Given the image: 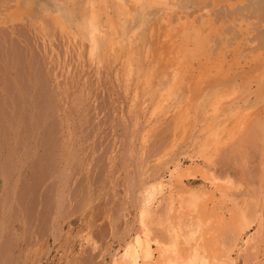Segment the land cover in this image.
Masks as SVG:
<instances>
[{
  "label": "rangeland",
  "instance_id": "obj_1",
  "mask_svg": "<svg viewBox=\"0 0 264 264\" xmlns=\"http://www.w3.org/2000/svg\"><path fill=\"white\" fill-rule=\"evenodd\" d=\"M251 1L0 0V264H113L138 231L144 190L164 183L153 204L162 210L177 164L229 175L243 185L241 194L253 192L254 181L259 186L264 44L262 37L254 38L264 35V2L262 14ZM247 5L260 11L245 10ZM92 9L98 14L93 35L86 24ZM205 13L210 21L201 24L198 15ZM218 13L225 14L219 15L228 20L225 25L214 20ZM191 25L205 35L199 54L206 56L185 64L178 49L182 31ZM230 26L240 33L231 32L236 41L223 33L236 42L225 39L228 46L216 37ZM178 70L184 73L175 86ZM169 88L174 93L166 97ZM213 100L225 103L220 118L248 120L257 140L246 142L240 158L232 147L225 155L217 152L208 167L197 154V142L202 121L214 117ZM185 111L200 123L175 146L176 124ZM164 151L170 154L158 165ZM185 182L190 188H209L198 173ZM239 246L233 254L236 264L264 260V246L259 258L248 263L240 255L245 245Z\"/></svg>",
  "mask_w": 264,
  "mask_h": 264
},
{
  "label": "bare ground",
  "instance_id": "obj_2",
  "mask_svg": "<svg viewBox=\"0 0 264 264\" xmlns=\"http://www.w3.org/2000/svg\"><path fill=\"white\" fill-rule=\"evenodd\" d=\"M138 1H140V0H138ZM249 1H251V0H249ZM254 1L255 0L251 1L249 4L254 6V8L255 7L258 8L259 6H261L263 8L264 3L262 4V1L264 2V0H256L257 1V2L255 1L256 3L262 4V5L258 4V6H255L252 3ZM237 6H239V5L237 4ZM248 6L249 5H247V8L244 6L243 7L246 8L245 10H247ZM222 8H223V6H222ZM201 9H202V7H201ZM251 9L249 10L250 12H251ZM253 9H252V11L255 10V9L254 10ZM235 10L236 9L234 8V11ZM260 10H261V8H260ZM260 10H258V11L255 10V12L256 11L259 12ZM216 11H218V10H216ZM220 11H221V8L219 9L218 12H220ZM222 11H223V9H222ZM222 11H221V13H222ZM227 11H225V12H227ZM231 11H233V10H231ZM263 11L261 10V13ZM177 13H175V15ZM193 13H196V11ZM229 13H234V12H229ZM249 13H247V14H249ZM210 14L212 15V13H210ZM239 14H240V12H239ZM239 14L237 13L235 16H237V15L240 16ZM191 15H194V14H191ZM191 15L189 14L188 16L193 17ZM213 15L215 17V14H213ZM219 15H222V14H220V13L217 14L216 17H218V19L220 18ZM224 15L225 14H223L222 17ZM252 15L254 16L255 14H252ZM184 16L185 15H183V18H184ZM228 16L230 17V15H228ZM250 17H252V16H250ZM183 18H182V20H183ZM244 18L242 17V19H244ZM254 18H255V16H254ZM197 19L200 20L199 22H201V24H207V22L210 21L209 20V14H206V13H205V15L202 14V16L198 15ZM204 19H205V21H203ZM218 19L214 18V20H217V23L219 21L221 23H223L225 21V19L224 20L222 19L223 22H222L221 18L219 20ZM172 20H173L172 23H177V22H175L176 20L179 21V19H176L175 21H174V19H172ZM238 20H239V18H238ZM227 21H225V22L227 23ZM195 22L197 23V21H195ZM225 22L223 23L224 25H225ZM234 22H236V20ZM262 22H263V20H262ZM86 24L88 26V29H90L91 34L98 30V14L95 10L92 9V11L90 12V15L87 18ZM214 24H216V22ZM214 24H212V26ZM256 24L259 25V23H256ZM187 25H188V23H187ZM237 25H236V27H237ZM248 25H250V24H248ZM176 27H177V25H176ZM236 27H234V28H236ZM231 28L232 29L226 30V28L224 27L225 30L222 32H220L221 30L220 31L217 30L216 34L218 32H220L222 34V36H220L221 39H219L220 37H218V36L220 33L217 34L218 36L216 38H218V39H216V40H219V42L221 41L224 44V42H226V41H224L226 39V37H224L226 35V33L228 35H230L231 32L235 33V31H236V34L239 36L240 30H238L239 31L238 32L233 27H231ZM262 30H263V28H262ZM213 31H214V29H213ZM225 31H227V32H225ZM228 31H230V32H228ZM206 33H208L209 34L208 36H210L209 32H206ZM223 33H225V35H223ZM234 33H232V34H234ZM244 33H246V32H244ZM232 34H231V36H232ZM257 34H260V32ZM262 34H261V36L258 35L259 37L256 35H253L254 37L256 36L255 38L254 37L253 38L254 39L257 38L256 40L258 41L259 38L262 37L259 41L261 44H264V37H263L264 35L262 36ZM246 35H244V36L246 37ZM204 36H203V32L201 29L193 27V26L190 28H187V30L182 31V34H181L182 38H181V43L179 45L178 52L181 56L182 61L185 64L189 63L191 60H193L195 58H201V57L206 56L205 51H204L205 53L199 54V51L202 49V46L205 45V37ZM208 36H206V37L208 38ZM211 36L208 39L213 40V41H211V43H213L215 41H214V39H210V38H212ZM234 36H235V34H234ZM238 36H236V37L232 36L233 38L229 36V38H232L235 40ZM240 36H242V35H240ZM92 37L95 40V36H92ZM229 38L227 37V39H228V40L226 39L227 42H230L234 45V43H236V42H234V41H233L234 43L231 42L232 40L230 39L231 40L230 41ZM253 38L252 39L249 38L251 40V42H252ZM238 40H239V37H238ZM208 41L206 42L207 45L209 44ZM243 41H244V38L242 40V43L240 42L241 45H243ZM249 41H247V42H249ZM191 44H192V47L190 46ZM257 44H259V43L257 42ZM207 45H206V47H207ZM233 45H231V46H233ZM228 46H229V44H228ZM228 46H227V48H228ZM253 46H252V48H253ZM212 47H214V46H212ZM215 47L219 48V46H215ZM215 47H214V49H215ZM218 48L215 50L218 51ZM229 48H231V47H229ZM260 48H263V47H260ZM209 49H211V48H209ZM209 49H208V51H210ZM214 49H213V51H215ZM213 51H212V53H214ZM227 51L229 52L230 49ZM227 51H225V52H227ZM243 51H245V49ZM216 52L214 54H217ZM225 55H227V54H225ZM251 55L247 56V58L248 57L251 58L250 57ZM211 58H214V57L211 56ZM227 58H229V57H227ZM166 65L167 64H165V66ZM132 66H133V64H132ZM164 68H166V67H164ZM158 70H159V68H158ZM162 72H163V70H162ZM182 72H183L182 70H178L175 77L173 78V82H172L173 85L179 86V84L182 80V74L184 73V72L183 73ZM157 74H158V72H157ZM138 76L139 75H137V77ZM251 77L253 78L255 76H251ZM166 81H168V80H166ZM157 89H159V88H157ZM173 93H174V90L172 88L167 89L166 97L172 96ZM139 95H137V93H136L137 97ZM145 99H147V98H145ZM173 99L175 101V98H173ZM221 100H224V99L221 98ZM136 101H138V100H136ZM222 103H223L222 101L218 100V101H214L211 104L210 107H212V109H213L214 117H212L213 119H211V120H208L207 118H205L204 121H202V125L200 126V130H199L200 135H199V140L197 142V145H198L197 154L200 156V158L203 159L204 165H206L208 167H210L214 163V157H215L217 152L222 153V154L224 153V155H225V153L227 151H230L229 150L230 148L228 149V147H232V152H237V154H239L238 151L240 152V150L242 148L244 149V145H247L246 142L252 141L253 138L254 139L256 138V137H254L255 136L254 133H256V132H254V130H252L253 125L251 128L249 123H248V120L246 121L244 119L240 120L239 118H236L233 121L230 118H226V119L220 118L222 114H226V109L222 106ZM187 104H185V105H187ZM223 104H225V103H223ZM148 105H149V103L147 104V106ZM169 105H170V103H169ZM209 105H210V103H209ZM147 106H145V107H147ZM189 107L190 106H188V108ZM210 107H209V109H210ZM163 109H164V107L161 108V111ZM168 109H169V107H168ZM191 110H192V107H191ZM185 112L182 113L181 115H179L180 118L178 119V123L176 124L175 130L177 133V137H176L175 142H174L175 146L177 145V142L179 139L181 141H183L188 134L194 133V130L198 129L197 127L200 123V122H198L197 119H195L193 116H191L190 111H188L186 113ZM162 113H163V111H162ZM209 116H210V114H209ZM153 120H154V118H153ZM175 121H177V120H175ZM158 123H160V122H158ZM258 124H259V122H258ZM262 130H264V129H262ZM257 132H259V131H257ZM261 132H263V134H264V131L260 130L259 133H261ZM172 134H173V132H172ZM179 134L181 135V137H178V136H180ZM255 140H257V139H255ZM260 140H262V138ZM263 142H264V140H263ZM168 143H170V141ZM248 144H251V142ZM258 144H260V143H258ZM247 147H246V149H248L250 147V145L248 148ZM258 147L260 148L259 145H258ZM162 150H163V148H162ZM165 151H167V150H165ZM247 151H249V150H247ZM169 152H165V156L162 155L163 157L160 156L159 161L157 163L158 165H159V162H160V164H163L167 161V159L164 160V158H166V156H168L170 154ZM259 152H260V150H259ZM246 153L247 152H245V154ZM231 154H233V153H231ZM231 154H229V156H231ZM240 154H239L240 156L239 155L236 156L234 153L233 156L234 157L236 156V158L237 157L240 158L243 155V153L240 152ZM247 154L245 155V158H244L245 160L247 158L246 157ZM158 156L156 158H158ZM229 158H231V157H229ZM257 158L255 157V159H257ZM242 160H241V162H243ZM253 160H254V158H253ZM248 162H247V164H248ZM262 163H263L262 164L263 165V174H261L262 172L260 173V170H258L261 166L260 167L258 166L259 167L257 169L258 171L254 169L256 171V173H258L257 175H259V177H261V178H259L257 176L260 179L259 186L257 187V185L255 184V183H259V182L254 181L256 178L253 176L254 177L253 178L254 179L253 180L254 181L253 186H255V188L252 187L254 189V190L252 189L253 192H248L246 194L240 193L239 190H241V189L239 188V186H241L242 184H237L236 181L233 178H231L229 175H226L225 177L224 176L220 177V176H216V174L211 172L209 170L211 168H206L204 166L199 168L198 166H200V165H198V166H193V165L183 166L181 164L176 163L177 164L175 166L176 168L171 173L170 182L168 184L169 188H170V193L169 194L167 193L168 196L166 198L163 196L165 198V200L162 199L165 202L163 204L164 206L162 207V210L157 211L153 208V204H154L155 200L157 199V196L163 192L164 183H162L160 181V182H157L158 184H156L155 186H152L151 188H147L144 190L142 200H141V206L139 207V209H138L139 212L137 214L138 231L135 233L132 240L130 242H128L127 245L125 246L124 252H122L120 255L114 256L113 261H112L113 264H236L233 254H234L235 250L238 249V251H239L241 249V247L239 246L240 243H243V245H245V249L244 250L242 249L243 251H245V252H243L244 254H241V252H240V255H243L244 262L248 263V262H251V261L254 262V260H257L259 258V254L262 252V248L264 246V159H262ZM237 164H238V162H237ZM257 164L258 165L260 164V163H258V160H257ZM257 164L255 166L256 168H257ZM254 170H253V172L255 173ZM197 173L200 175V177L205 182H207V184L209 186L208 189L203 188V186H202V189L190 188L188 186V183H190L189 179H188V183L185 182V178H188L189 176L195 177L197 175ZM245 175H247V174H245ZM260 175H262V176H260ZM248 176L252 177V175H249V174H248ZM240 177H242V176H240ZM251 177L250 178L248 177L249 180L251 179ZM175 184H176V186H175ZM208 186H206V187H208ZM174 187H177L176 192L173 191ZM250 191H251V189H250ZM243 192L245 193V191H243ZM254 223L258 224L257 229L255 228L256 229L255 233L252 232L253 234L248 235V232ZM122 248H124V247H122ZM263 255H264V253H263ZM237 257H239V255ZM258 264H264V260L258 262Z\"/></svg>",
  "mask_w": 264,
  "mask_h": 264
}]
</instances>
